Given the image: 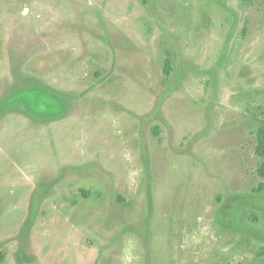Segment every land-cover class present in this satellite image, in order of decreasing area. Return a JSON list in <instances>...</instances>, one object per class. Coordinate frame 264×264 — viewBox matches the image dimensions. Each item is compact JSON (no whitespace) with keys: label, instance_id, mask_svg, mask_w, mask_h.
Wrapping results in <instances>:
<instances>
[{"label":"rangeland","instance_id":"374dc122","mask_svg":"<svg viewBox=\"0 0 264 264\" xmlns=\"http://www.w3.org/2000/svg\"><path fill=\"white\" fill-rule=\"evenodd\" d=\"M264 0H0V264H264Z\"/></svg>","mask_w":264,"mask_h":264},{"label":"trees","instance_id":"16d2710c","mask_svg":"<svg viewBox=\"0 0 264 264\" xmlns=\"http://www.w3.org/2000/svg\"><path fill=\"white\" fill-rule=\"evenodd\" d=\"M257 137H258V144L256 147V153L262 157H264V119L261 125L257 129ZM264 174V170H261Z\"/></svg>","mask_w":264,"mask_h":264}]
</instances>
